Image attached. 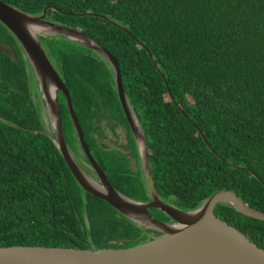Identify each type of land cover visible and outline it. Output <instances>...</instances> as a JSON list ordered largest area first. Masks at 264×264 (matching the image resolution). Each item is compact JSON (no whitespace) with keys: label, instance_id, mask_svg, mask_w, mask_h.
<instances>
[{"label":"trees","instance_id":"obj_1","mask_svg":"<svg viewBox=\"0 0 264 264\" xmlns=\"http://www.w3.org/2000/svg\"><path fill=\"white\" fill-rule=\"evenodd\" d=\"M2 1L30 15L49 7L46 20L81 30L117 58L164 197L190 210L232 189L264 212V0ZM40 40L94 145L91 131L100 132L94 119L124 117L113 70L84 45ZM0 43L19 58L0 51V247L99 249L144 241L127 217L78 184L42 132L33 71L2 23ZM59 103L67 144L74 146L63 93ZM215 213L264 249L263 220L226 203ZM123 238L132 239L116 243Z\"/></svg>","mask_w":264,"mask_h":264},{"label":"water","instance_id":"obj_2","mask_svg":"<svg viewBox=\"0 0 264 264\" xmlns=\"http://www.w3.org/2000/svg\"><path fill=\"white\" fill-rule=\"evenodd\" d=\"M49 9L47 7L41 15H30L0 0V23L10 31L24 52L47 105L51 128L42 132L55 143L76 181L86 192L104 199L128 219L160 231L162 235L130 247L99 249L33 245L0 247V264H264V249L215 213L218 204L226 203L244 215L264 221V212L251 207L235 190L220 189L206 198L200 206L190 210L178 208L159 197L148 141L125 92L117 58L81 30L47 21ZM33 29L37 34H33ZM41 35L63 37L84 45L110 65L115 75L123 111L139 141L151 201L133 199L120 192L109 181L105 170L89 149L70 91L50 60L40 40ZM0 51L19 63L17 52L12 46L0 43ZM52 88L55 91L53 98L49 93ZM59 93L65 96L79 143L100 182L93 180L82 170L67 144ZM208 146L211 147L209 144ZM151 207L163 211L174 223H165L151 216L147 210ZM116 243L122 244L123 240H117Z\"/></svg>","mask_w":264,"mask_h":264},{"label":"flooded vegetation","instance_id":"obj_3","mask_svg":"<svg viewBox=\"0 0 264 264\" xmlns=\"http://www.w3.org/2000/svg\"><path fill=\"white\" fill-rule=\"evenodd\" d=\"M123 114L124 117L105 115L101 117V120L94 119V121H96L100 125V132H97L96 130L91 131L93 139L95 140V144L89 146V149L91 150V153L94 155L96 160L105 170L109 181L120 192L133 199L140 200L142 202H149L152 200V197L146 179V171L143 162L142 151L139 147L137 136L131 128L124 111ZM68 146L74 156V159L82 168V170H84L86 174H88L93 180L100 182L99 177L94 171L93 167L90 165L82 146ZM103 161H105L109 165L106 169L102 163ZM117 184L120 185L124 191H121L117 187ZM156 189L158 191L159 197L162 200L183 209L182 207L177 205L174 198L164 197L160 193L157 184ZM147 210L151 216L165 223H174V221L169 216H167L158 208L151 207L147 208ZM130 221L143 232V242L162 235L160 231L146 227L135 221ZM124 239L127 240V238L119 240H123L124 242Z\"/></svg>","mask_w":264,"mask_h":264},{"label":"rangeland","instance_id":"obj_4","mask_svg":"<svg viewBox=\"0 0 264 264\" xmlns=\"http://www.w3.org/2000/svg\"><path fill=\"white\" fill-rule=\"evenodd\" d=\"M31 90H32V93H33L34 101L39 102L41 104V108H42V112H43L42 115H43V118L45 119L46 129L50 130V128H51V120H50L49 116L47 115V113H48L47 112V105H46V103L44 101L43 94L41 93V90L39 89V86H38V83H37V80H36V77H35L34 74L32 75V80H31ZM71 140L74 141V146H77V147L80 146L79 142H78V139H77V135H76L75 129L71 132ZM129 239L131 240L132 238H127V240H129ZM127 240L124 239V242H126ZM141 242H143V241H141ZM122 244H119V245H122Z\"/></svg>","mask_w":264,"mask_h":264},{"label":"bare ground","instance_id":"obj_5","mask_svg":"<svg viewBox=\"0 0 264 264\" xmlns=\"http://www.w3.org/2000/svg\"><path fill=\"white\" fill-rule=\"evenodd\" d=\"M38 30H39V29H38ZM40 30H42V31H47V32H50V31H51L50 29H40ZM32 32H33V34H37V31H35L34 29H33ZM49 93H50V95H51L52 98L55 97V91H54L53 88L50 89ZM140 142L142 143V140H141Z\"/></svg>","mask_w":264,"mask_h":264}]
</instances>
